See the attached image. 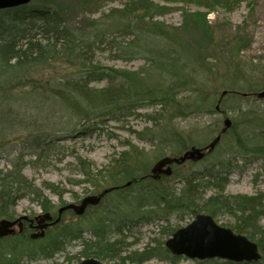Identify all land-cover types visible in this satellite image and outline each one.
I'll list each match as a JSON object with an SVG mask.
<instances>
[{
    "label": "trees",
    "instance_id": "trees-1",
    "mask_svg": "<svg viewBox=\"0 0 264 264\" xmlns=\"http://www.w3.org/2000/svg\"><path fill=\"white\" fill-rule=\"evenodd\" d=\"M35 1L27 6L0 10V95L5 102L4 107H0V134L20 129L28 133L21 139L22 147L15 142L20 150H16L12 141L1 147H11L16 150V155L9 161L10 169L0 171V221L13 219L11 211L25 198L37 202L44 213L51 212L42 190L23 174L27 163L25 158L28 157L31 163H39L52 156L58 140H67L74 135L91 137L103 130L102 126L108 122H121L135 116H143L151 124L146 131L156 126L161 128L164 139L171 140L174 133L167 130L169 125L194 112L205 101L204 89L195 87L203 70L212 71V68L205 67L204 59L218 61L221 58L238 67L237 60L247 46L241 28L236 27L233 31L229 25L227 32H218L209 24L208 15L198 11L183 12L184 23L189 21V27L194 31L204 30L218 36L216 40L209 37V49L214 56H206L209 49L202 45L193 47L184 42L178 35L179 29L154 21V16L147 15L150 9L145 6L138 11L112 10L102 20L94 21L91 28L82 29L71 26L55 9L39 6ZM98 53H107L114 60L126 63L142 60L144 66L135 72L113 69L99 63ZM216 61L212 62L213 66ZM36 68L48 69L51 73L48 76L32 75ZM93 84L105 85L96 88L92 87ZM234 89L226 91L237 96L253 94ZM143 110L151 113L141 115ZM50 126L54 131L46 135L44 131ZM56 129L68 134L57 135ZM146 140L153 145L160 141L155 135ZM125 148L128 149L108 168L102 186L93 181L98 180L103 172L78 158L84 176L81 182H91L100 189L97 195L117 188L83 216L93 213L98 217L89 231L94 240L83 238L84 229L68 226L40 250L26 249L23 252L25 261L49 259L54 252L63 251L67 241L76 240L82 243V259H119L121 251L116 246L121 241L111 242L112 236L121 239L132 227L140 224L170 223L173 214H178L179 220L207 214L214 219L221 216L234 218V222L229 221L224 227L255 242L262 256L259 262L250 264H264V229L260 226L264 218V197L261 194L226 195L228 179L215 169L183 178L180 189L161 185L169 180L166 177L154 180L148 169L140 167L136 148L130 145ZM128 182H132L131 185L125 186ZM50 188L62 199V193L53 186ZM107 199L112 201L109 206H104ZM163 229L162 237L167 240L178 230L174 227ZM17 237L29 239L24 235ZM119 260L122 264L152 261L162 264H182L184 261L188 264H236L220 259L188 261L175 257L164 240L154 241L142 252L131 253ZM18 261L0 256V264H20Z\"/></svg>",
    "mask_w": 264,
    "mask_h": 264
},
{
    "label": "rangeland",
    "instance_id": "rangeland-1",
    "mask_svg": "<svg viewBox=\"0 0 264 264\" xmlns=\"http://www.w3.org/2000/svg\"><path fill=\"white\" fill-rule=\"evenodd\" d=\"M35 2L39 6L55 9L71 26L82 29L91 28L94 21L102 20L112 10L135 9L138 11L145 6L150 9L147 15L154 16V21L179 29L178 35L184 42H188L193 47L202 45L203 48L209 49L211 43L209 37H214L216 40L218 36H212L204 30L194 31L189 27V21L184 23L183 12L198 11L208 15L209 24L213 30L218 32H227L230 26L233 31L241 28L243 39H246L247 43L240 55V60H237L238 67L234 66L236 64L224 62L221 58L218 61L204 59L205 67L212 68V71L203 70L204 73L195 83V87L204 89L205 101L200 107H196L194 112L187 113L185 117L181 116L175 123L172 122L169 125L167 130L174 133V136L171 134V140L164 139L160 132L161 128L156 126L146 131L151 128V124L145 117L135 116L121 122H108L102 126L103 130H99L91 137L74 135L67 140H58L52 156L42 159L39 163H31L28 157L25 158L27 163L23 174L34 183L36 188L42 190L53 214H56L63 205L80 202L85 197L97 195L100 192V189H96L91 182H81L84 181V176L78 158H81L85 164H93L103 172L98 180L93 181L96 185L102 186L105 184L103 179L107 176L108 168L113 160L128 149L125 148L127 145L136 148V153L140 155V167L142 170L148 169V174L151 175L153 166L160 159L179 157L190 151L192 147L206 149L214 143L217 137H220V141L212 152L205 151V158L199 162L186 163L184 166H174L172 176L166 177L169 181H164L161 185H170L173 189H180L183 186V178L193 173L215 169L228 179L226 195L258 196L261 194L264 197V98L257 99L256 96L247 97L244 94L237 96L228 93L223 96L226 90L235 87L241 93L264 91V0H36ZM211 55L214 56V53L210 49L206 51V56ZM96 57L101 65L122 71L135 72L144 66L142 60L126 63L114 60L113 56L107 53H98ZM213 61H216L215 66L212 65ZM45 71L36 68L32 75L48 76L47 74L51 73L48 69ZM104 85L93 84L92 87L101 88ZM31 96L29 98H32ZM0 99V107H4L2 106L5 104L2 95ZM141 113L144 115L151 111L143 110ZM226 119H229L232 124L221 135L225 129ZM53 131L54 128L50 126L44 133L48 135ZM56 132L57 135L68 134L64 131H57V129ZM139 133L142 134L141 137L138 136ZM154 135L160 141L153 145L146 138L154 137ZM27 136L25 129L11 133L6 130L0 134V171L6 172L10 169V159L16 155L17 149L20 150V146L15 142L21 145V139ZM11 141L16 150L13 151L8 146L1 148L6 142ZM23 151L28 154L27 150L23 149ZM50 186L62 193V199L52 192ZM111 201L112 199H107L103 205L109 206ZM42 211L37 202L25 198L18 202L11 211V216L13 219L24 215L34 218ZM194 218V216H189L184 220H179L178 214H173L170 223L154 221L140 224L132 227L121 238L122 240L117 236H112L111 242L121 241L116 246L121 251L118 253L120 259L134 252H142L148 245L154 244V241L164 240L166 242L167 239L162 237L164 227L179 229L187 226ZM97 219V215L93 213L81 218L68 213L58 226L48 230L46 237L42 240L30 241L28 238L13 237L0 241V256L19 260L20 264H77L83 260L80 256L82 243L79 240L67 241L68 244L66 242L63 251L54 252L51 258H41L37 262L25 261L23 252L28 248L40 250L41 246L53 242L61 230L68 226L84 229L83 238L88 241L94 240L89 231ZM215 220L222 226H227L231 221L234 222V218L227 216L217 217ZM260 226L264 229V218L260 221ZM96 259L104 264H122L119 259ZM188 263L182 262V264ZM146 264L162 263L152 261Z\"/></svg>",
    "mask_w": 264,
    "mask_h": 264
},
{
    "label": "water",
    "instance_id": "water-1",
    "mask_svg": "<svg viewBox=\"0 0 264 264\" xmlns=\"http://www.w3.org/2000/svg\"><path fill=\"white\" fill-rule=\"evenodd\" d=\"M32 1L33 0H0V10L28 5ZM224 95H226V92L223 93V96ZM256 96L258 99H263L264 91L258 93ZM218 109L217 107V110ZM231 124V121L226 119L225 129L222 132L225 133L231 127ZM219 141L220 137H217L214 143L206 149L192 147L190 151L179 158L165 157L160 159L152 168L154 179L160 178L161 174L170 176L172 174L171 165L173 164H184L187 161H201L206 155L205 151L212 152ZM128 185H130V183ZM115 189L106 190L99 197H86L80 204H68L59 210V218L54 221L52 225L58 224L63 212L68 210H72L77 216L84 215L89 206H97L107 193ZM26 219V217H22L17 221H0V239L14 234L15 231L13 228L18 222ZM44 219L52 221V217L49 215L37 218V220H42V222H40L41 225L37 227L40 233L32 235L31 238L33 240L45 236V230L50 225L43 224L45 222ZM19 228H22V226L19 225ZM166 247L173 256L184 257L191 261L221 259L239 264L258 262L261 259L259 248L255 243L245 236L235 234L231 229L220 226L211 216L204 214L197 215L189 225L177 230L173 236L167 240ZM79 264L104 263L97 259H87Z\"/></svg>",
    "mask_w": 264,
    "mask_h": 264
},
{
    "label": "flooded vegetation",
    "instance_id": "flooded-vegetation-1",
    "mask_svg": "<svg viewBox=\"0 0 264 264\" xmlns=\"http://www.w3.org/2000/svg\"><path fill=\"white\" fill-rule=\"evenodd\" d=\"M54 217V216H53ZM27 220H22L20 222H18V224L15 226V236L19 235V236H27V235H33L35 233H38V225L40 224V222H42V220H36L35 218H29L27 217ZM44 221H47L46 219H44ZM48 222V223H47ZM46 223L49 224L50 226H52V222L49 223V221H47ZM19 225L22 226V228H19Z\"/></svg>",
    "mask_w": 264,
    "mask_h": 264
}]
</instances>
